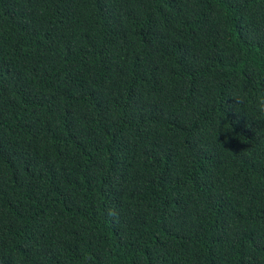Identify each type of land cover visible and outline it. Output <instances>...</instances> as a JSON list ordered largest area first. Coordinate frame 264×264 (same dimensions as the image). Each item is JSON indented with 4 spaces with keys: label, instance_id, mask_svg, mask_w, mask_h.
Here are the masks:
<instances>
[{
    "label": "trees",
    "instance_id": "16d2710c",
    "mask_svg": "<svg viewBox=\"0 0 264 264\" xmlns=\"http://www.w3.org/2000/svg\"><path fill=\"white\" fill-rule=\"evenodd\" d=\"M261 77L264 0H0V264H264Z\"/></svg>",
    "mask_w": 264,
    "mask_h": 264
},
{
    "label": "clouds",
    "instance_id": "9594fccd",
    "mask_svg": "<svg viewBox=\"0 0 264 264\" xmlns=\"http://www.w3.org/2000/svg\"><path fill=\"white\" fill-rule=\"evenodd\" d=\"M261 87H264V77H261L258 81H256ZM233 97L236 98L237 104H242L247 99L246 95H238L233 94ZM254 115L257 119L264 120V95L258 96L253 105Z\"/></svg>",
    "mask_w": 264,
    "mask_h": 264
}]
</instances>
